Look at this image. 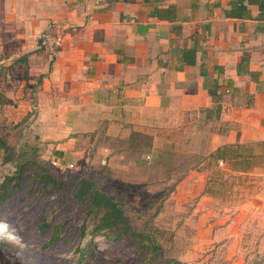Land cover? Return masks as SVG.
Instances as JSON below:
<instances>
[{"label": "crops", "instance_id": "crops-1", "mask_svg": "<svg viewBox=\"0 0 264 264\" xmlns=\"http://www.w3.org/2000/svg\"><path fill=\"white\" fill-rule=\"evenodd\" d=\"M3 83L66 169L138 133L196 156L205 201L264 193V0H0Z\"/></svg>", "mask_w": 264, "mask_h": 264}, {"label": "rangeland", "instance_id": "rangeland-1", "mask_svg": "<svg viewBox=\"0 0 264 264\" xmlns=\"http://www.w3.org/2000/svg\"><path fill=\"white\" fill-rule=\"evenodd\" d=\"M16 99L0 92V138L14 155L5 161L9 151L0 148V182L16 172L22 151L34 163L24 161L18 188L7 189L10 197L0 203V264H162L128 237L113 240L90 232L92 221L81 235L86 203L73 201V175L114 195L132 225L155 237L163 257L188 264H264V193L252 192L256 182L240 180L236 192L217 193L216 200L205 201L197 177H185L195 171L196 156L162 152L146 157L142 145L149 138L143 136L120 146V161L101 163L97 145L89 155L91 165L82 162L83 171L66 169L64 158L50 162V148L37 135L36 114L15 106ZM39 164L63 182L62 189L41 190L35 178ZM246 203L257 208L240 211L233 219L235 207Z\"/></svg>", "mask_w": 264, "mask_h": 264}, {"label": "trees", "instance_id": "trees-1", "mask_svg": "<svg viewBox=\"0 0 264 264\" xmlns=\"http://www.w3.org/2000/svg\"><path fill=\"white\" fill-rule=\"evenodd\" d=\"M141 134H133V137H142ZM147 138L148 136H143ZM134 138L130 140V143H134ZM149 142L147 143V145ZM147 145H142L146 147ZM0 148H5L9 151V145L0 138ZM16 159V172L11 176H6L2 182H0V203L7 200L10 197V193L7 189H15L19 186V179L22 173L24 161L28 164L34 163L29 160L24 151ZM14 159V155L9 151L5 156V161ZM35 178L41 184V190L49 192L53 188L62 189L63 182L54 178L48 171L46 165L39 164L35 167ZM12 181L8 185V182ZM73 201L75 203H86L84 208L85 219L79 226L81 228V235H84L87 221H92V233H103L105 236L112 238L113 240H119L121 238L128 237L134 240L138 246L146 247L150 252V258L161 259L162 264H188L179 260L163 257L162 249L159 244L156 243V239L153 235L146 232L144 229H136L130 220V217L126 214L123 204L119 202L116 197L110 193L102 191L98 188L96 183L92 180L73 175ZM41 226H47L46 222L41 223ZM56 231V228L54 229ZM58 238V235H53L51 240L54 241ZM161 252H159V250Z\"/></svg>", "mask_w": 264, "mask_h": 264}, {"label": "built area", "instance_id": "built-area-1", "mask_svg": "<svg viewBox=\"0 0 264 264\" xmlns=\"http://www.w3.org/2000/svg\"><path fill=\"white\" fill-rule=\"evenodd\" d=\"M102 163H104V161L102 160Z\"/></svg>", "mask_w": 264, "mask_h": 264}]
</instances>
